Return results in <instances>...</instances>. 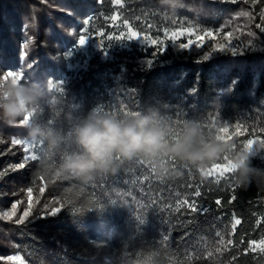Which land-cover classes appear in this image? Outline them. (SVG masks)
I'll return each instance as SVG.
<instances>
[{
    "label": "trees",
    "instance_id": "trees-1",
    "mask_svg": "<svg viewBox=\"0 0 264 264\" xmlns=\"http://www.w3.org/2000/svg\"><path fill=\"white\" fill-rule=\"evenodd\" d=\"M13 80L48 90L0 119V264H264V188L211 172L264 140V0H0V105ZM93 110L150 117L169 143L196 122L224 147L199 167L162 159L163 177L137 157L81 182L67 166ZM251 163L264 169V150Z\"/></svg>",
    "mask_w": 264,
    "mask_h": 264
},
{
    "label": "clouds",
    "instance_id": "clouds-1",
    "mask_svg": "<svg viewBox=\"0 0 264 264\" xmlns=\"http://www.w3.org/2000/svg\"><path fill=\"white\" fill-rule=\"evenodd\" d=\"M48 86L37 82L21 84L13 80L8 90L3 93L7 103L0 105V119L9 124L19 121L31 107L37 105L45 96ZM75 142L84 156L68 165L74 170L81 182H88L96 173H115L118 161H130L144 157L153 164V172L159 176L169 174L167 163L161 160H179L199 167V164L215 158L222 150L223 144L209 141L200 135L196 122H189L184 134L174 142L165 140V132L156 126V122L147 116L133 113L127 120H118L110 116H98L95 110L76 125ZM45 133L39 127L28 128V138L37 140ZM49 144L55 147L57 139L48 133ZM264 150V140H255L244 149L234 161L232 167L236 173L233 184L244 190L256 185L264 188V169L254 167L252 159ZM206 178V176L204 177Z\"/></svg>",
    "mask_w": 264,
    "mask_h": 264
},
{
    "label": "snow or ice",
    "instance_id": "snow-or-ice-1",
    "mask_svg": "<svg viewBox=\"0 0 264 264\" xmlns=\"http://www.w3.org/2000/svg\"><path fill=\"white\" fill-rule=\"evenodd\" d=\"M85 23H87V21H85ZM85 31H86V30H85ZM207 35L211 36L212 33H211V32H208ZM87 40H89V38L85 37L84 35H81L80 38H79V43H81V44L86 43ZM179 47H180V49H188L189 45H188V44H181ZM199 47H200V45L197 44V45H196V48H199ZM231 51H232V53H235V52H236V49L233 47V48L231 49ZM153 55L155 56V53H153ZM204 59H205V60L208 59V54H207V53L204 54ZM8 76H13V73L9 72V73H8ZM15 78H16V79H20V76H19V75H16ZM61 84H62V82H61ZM27 120H28V117H25V121H24V123H26ZM217 138L219 139L220 137L217 136ZM12 142H13V144H24V145L26 146V151H27L28 147H31V148H33V149L35 150V153L38 154V152H39V148H38L36 145L32 144V143H31L30 141H28V140H24V141H21V140H13ZM252 143H253V140H251V139L248 140V145H249V147L252 145ZM37 154L32 155L30 158H31V159H37V158H38V155H37ZM23 166H24L23 163L19 165V167H23ZM226 170H228V171H233V168L227 166V169H226ZM221 174H223V171L221 172ZM31 191H32V189L29 188V189H28V192L31 193ZM195 195H196L197 197H199V196L201 195V193H200L199 191H196ZM232 199L234 200V199H235V196H233ZM230 202H231V201H230ZM185 203L187 204V201H185ZM215 203H216L217 205H220L221 201H220L219 199H217V200L215 201ZM12 207L15 208V205H13ZM188 207L191 209L192 212L200 211L201 214L206 213V212L208 211L207 208H200V207H198V205L196 204L195 201H193L191 204H189ZM54 214H55V213H54ZM141 222H143V220H141ZM236 223H240V221L238 220ZM164 239L167 240L168 237L165 236Z\"/></svg>",
    "mask_w": 264,
    "mask_h": 264
},
{
    "label": "rangeland",
    "instance_id": "rangeland-1",
    "mask_svg": "<svg viewBox=\"0 0 264 264\" xmlns=\"http://www.w3.org/2000/svg\"><path fill=\"white\" fill-rule=\"evenodd\" d=\"M35 30H33L34 32ZM4 88V86H1L0 90H2ZM254 141V140H253ZM230 167V166H229ZM227 167H222V166H214L212 169H211V172L215 173V172H218L219 174H221V172L224 170H226ZM210 172V171H209Z\"/></svg>",
    "mask_w": 264,
    "mask_h": 264
}]
</instances>
